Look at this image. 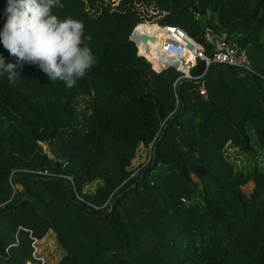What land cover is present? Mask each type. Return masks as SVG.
Segmentation results:
<instances>
[{
  "label": "trees",
  "instance_id": "trees-1",
  "mask_svg": "<svg viewBox=\"0 0 264 264\" xmlns=\"http://www.w3.org/2000/svg\"><path fill=\"white\" fill-rule=\"evenodd\" d=\"M61 3L97 59L73 88L0 43L18 73L0 77V264H40L47 233L63 249L47 264H264V0ZM144 20L200 42L205 28L233 35L257 75L202 61L192 80L156 72L128 39ZM138 145L150 156L133 173Z\"/></svg>",
  "mask_w": 264,
  "mask_h": 264
},
{
  "label": "clouds",
  "instance_id": "clouds-1",
  "mask_svg": "<svg viewBox=\"0 0 264 264\" xmlns=\"http://www.w3.org/2000/svg\"><path fill=\"white\" fill-rule=\"evenodd\" d=\"M61 0H7L6 22L0 31V43L22 66L31 64L46 74L49 81H62L66 89L97 63L89 47L83 22L58 18L53 9H63ZM16 63L0 56V77L15 85Z\"/></svg>",
  "mask_w": 264,
  "mask_h": 264
},
{
  "label": "built area",
  "instance_id": "built-area-1",
  "mask_svg": "<svg viewBox=\"0 0 264 264\" xmlns=\"http://www.w3.org/2000/svg\"><path fill=\"white\" fill-rule=\"evenodd\" d=\"M142 23L148 22L144 20L133 26L128 35V39L134 43L136 53L142 56L150 64L151 69L156 72L171 67L180 73L177 80H192L197 77H192L190 75V69L196 61H202L204 71L210 65H222L257 75L251 68L246 51L236 43L233 35H227L225 32L216 33L205 28L202 34V42H200L189 36L179 27L159 26L157 23L151 22L163 30V35L160 36V41L156 48L157 54L155 57V60L159 63V67L154 68L149 59L138 53L139 45H142L143 49H146L148 43H150V40L148 39L149 36L136 29ZM141 36H146V39L143 41L140 38ZM205 46H207V49H205ZM195 82L198 83L199 95L204 96L205 91L202 83L199 81ZM149 156V149H147L146 163L149 160ZM16 186V184H12L13 188ZM34 250L32 255L35 254ZM39 261L40 264H43L40 257Z\"/></svg>",
  "mask_w": 264,
  "mask_h": 264
},
{
  "label": "rangeland",
  "instance_id": "rangeland-1",
  "mask_svg": "<svg viewBox=\"0 0 264 264\" xmlns=\"http://www.w3.org/2000/svg\"><path fill=\"white\" fill-rule=\"evenodd\" d=\"M148 23L152 24L151 21H147ZM154 30V29H153ZM155 31V30H154ZM146 32V31H145ZM152 33H160V32H153V31H148ZM147 32V33H148ZM163 35V33H160ZM42 149L47 152L50 156L55 155V149L53 146L41 143ZM230 156L233 158L235 156L234 150L228 149ZM146 159H147V149L142 147L141 145H138L135 150V156L132 158L130 162V166L133 167L134 172L137 173L139 172L142 168L146 166ZM255 157L248 159V161L251 163V161H254ZM239 161L241 163H246L247 159L246 157L240 156ZM238 167V163H237ZM95 185L92 184L91 187ZM242 191L244 192H249L251 189V184L247 183L241 187ZM36 248L34 250L35 253H40L41 255V262L43 264L47 263H52L55 260L59 258L63 254V249L55 242L53 234L47 233L41 240H38L36 242Z\"/></svg>",
  "mask_w": 264,
  "mask_h": 264
},
{
  "label": "bare ground",
  "instance_id": "bare-ground-1",
  "mask_svg": "<svg viewBox=\"0 0 264 264\" xmlns=\"http://www.w3.org/2000/svg\"><path fill=\"white\" fill-rule=\"evenodd\" d=\"M138 31H142L144 34L148 35L149 37H153V40L150 41V43H148V46L146 47V49H143L142 45L138 46V51L140 54L144 55L146 58H148L152 63L153 66L159 67V63L158 61L155 60L156 57V48L159 44L160 38L154 34H152L151 32H145L146 28H141L140 26H138L136 28ZM151 29H154L156 31V29L154 27H152ZM156 32H160L163 33L162 31H156Z\"/></svg>",
  "mask_w": 264,
  "mask_h": 264
},
{
  "label": "water",
  "instance_id": "water-1",
  "mask_svg": "<svg viewBox=\"0 0 264 264\" xmlns=\"http://www.w3.org/2000/svg\"><path fill=\"white\" fill-rule=\"evenodd\" d=\"M143 41L146 39V36H141L140 37ZM148 39L150 40V41H152L153 39H152V37H148ZM160 71V70H159ZM261 139L264 141V128L262 129V131H261Z\"/></svg>",
  "mask_w": 264,
  "mask_h": 264
}]
</instances>
